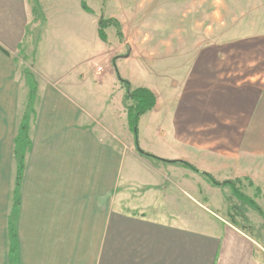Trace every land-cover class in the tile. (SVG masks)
Masks as SVG:
<instances>
[{
  "label": "crops",
  "instance_id": "crops-1",
  "mask_svg": "<svg viewBox=\"0 0 264 264\" xmlns=\"http://www.w3.org/2000/svg\"><path fill=\"white\" fill-rule=\"evenodd\" d=\"M58 1L79 17L58 33L78 59L87 35L83 15L98 39L99 17L115 18L122 38L108 26L107 40L98 41L107 48L106 70L96 71L89 58L98 55L89 54L80 61L88 67L60 75L46 66L47 19L36 18L32 0H0V264H13L14 254L16 264H264L257 238L208 205L221 187L178 162L149 161L136 149L115 67L138 60L143 74L156 76L135 85L123 78L156 96L150 116L138 121L141 150L157 155L141 143L142 131L153 132L171 140L166 160L188 161L220 181L261 177L264 63L257 62L260 55L244 60V41L252 37L244 39L238 28L264 26L244 18L262 1L105 0L102 14L85 11L82 0ZM38 2L45 11L44 0ZM136 37L147 47L145 59H155L152 67L135 57ZM261 40L251 48L263 56ZM126 45L131 51L124 53ZM165 75L173 76L170 83ZM93 91L105 96L100 108L87 99ZM34 109L33 144L18 179L15 138Z\"/></svg>",
  "mask_w": 264,
  "mask_h": 264
},
{
  "label": "rangeland",
  "instance_id": "rangeland-1",
  "mask_svg": "<svg viewBox=\"0 0 264 264\" xmlns=\"http://www.w3.org/2000/svg\"><path fill=\"white\" fill-rule=\"evenodd\" d=\"M86 1L89 4L88 6L96 10V12H100V7L102 6V4L103 6L105 4V0L104 2H102V0H86ZM261 1H262L261 4L258 5L259 10L257 12H246L245 13V17H244L245 22H248V19L249 21H251V19H255V20L260 19V20H263L262 22H264V0H261ZM39 6H40L41 11L44 12L42 13L44 14L43 16H45L44 19H47V32L45 34L46 35L45 37L47 38V43L43 42L41 44V49L45 51L46 47L47 48L51 47V52L47 54L48 56L45 59L46 66L48 68H51L54 71H59L60 75L68 73V71L72 67L77 66L78 69L80 70L82 69L83 66L88 67L87 64H83L80 61L82 59H87L88 55L91 54V56L98 55L96 59L95 57L89 58L90 65L93 68H95L96 71L98 72L103 71L101 70L102 67L105 70L107 69L108 66L105 60H106V55H108V52L104 51V50H107V48L101 49V48H98L100 46L98 47L96 46V45H99L98 41L100 39H98L96 34L92 33L90 24L89 22H87L85 15H83V30L87 31V35H85L84 42H83L82 58L78 59L77 56L79 55V52L78 51L72 52L69 46H63L61 42L62 37L58 35V33L62 32V30H67L70 27L73 28V26L69 25L70 23H68L70 20H72L73 22H75V20H79V17L76 18L74 10H70L69 8H64L63 6L59 4L58 0H44V7L46 9L45 11L42 5L39 4ZM100 13L102 14L103 11H101ZM38 17L39 16L36 15V18ZM90 19L91 17H88V20ZM130 29L132 31V34H134L133 28L131 27ZM151 30L152 29L147 28L148 32H150ZM238 30L239 31L242 30L241 34L244 36V39L252 37V39H248L247 41H244V46L247 48V51L243 54L244 60L246 57L255 58V57H259L260 55V59L257 62L259 64L264 63V59H262L264 55L262 56V53H260L261 51L252 52L253 49L251 48L252 43H256L258 36H259L260 38H262L260 42V46L262 47V52H264V26L263 27L262 26L251 27V26L244 25L238 28ZM35 34L37 35V32H35ZM167 34H169L168 31H167ZM237 34H239V32H237ZM230 35H234V33L228 34L225 36L227 38H232ZM109 39L111 42H114V40L117 39L115 30H114V33L112 34L109 33ZM134 41L135 43L133 44L132 49H134L133 51L135 52V57H139L138 59L141 60V62L147 65L148 67H152L153 64L152 65L150 64L154 62L155 59L153 58H151V60L145 59L147 58L146 51H148L146 50L147 47L144 46L145 43L141 42V40H139L137 37H136V40ZM100 42L102 41L100 40ZM227 49L235 50L234 45H231L230 43L227 44ZM112 50H114V48H112ZM121 51H123L124 53H127V52H130L131 50L128 47V45H126L125 47L121 49ZM117 52L119 51L117 50L115 54H118ZM138 52L143 53V54L139 56L137 54ZM52 54L54 55L53 59L51 57ZM72 59H75L73 60L75 62L71 61ZM137 63H139L138 60H132L129 62L128 61L120 62L118 65L115 62V67H117L118 73H119V76L117 77L126 78L129 81H133L134 85L137 84V82L139 84L147 82V81L154 82V79L156 78V76L147 75L148 73L143 74L141 69L138 67ZM29 64L30 66L29 67L27 66L28 68L27 67L25 68V72L29 71L31 73L32 67H31L30 60H29V63H27V65ZM30 73L26 74V79H27L28 86L30 84V88H32L34 80H33V75ZM29 74L31 76H29ZM172 77H173L172 75H165L163 78V81L168 80V83H170V81L172 80ZM86 93L88 92L86 91ZM89 94L90 95L88 96L87 99L90 105L95 106V108L97 107L100 108L102 101L105 102V96H102V95L99 96L98 91H93L92 93L89 92ZM32 113L33 115H30V112H28L23 117L25 118L24 121L22 119L20 122V124L24 122L27 125V131H29V136H30V138H27L24 140H21V139L18 140V148H22V150H24L22 161L25 164H26V157L28 156V151L30 148H32L31 146L33 144V140L31 138L30 132H31L32 127L36 124L35 123L36 109L32 110ZM158 114H159L158 118H161L163 115H165V112L163 110V112L161 113L159 112ZM146 116L147 117L150 116V112L149 113L147 112ZM150 121L151 119L149 118V122ZM152 125H155V123H153ZM260 129L264 132V122L260 124ZM18 132H19V129H18ZM142 134H143V131L141 132V137H142L141 143H142V146H144L147 151L157 154L158 156L157 155L156 156L159 158L161 157L162 158L163 157L172 158L170 154L173 153V150L171 148L170 139H164L161 136L155 135L153 132H151V135L148 134L146 136H143ZM19 136L22 137L21 132L19 133ZM132 137H134L133 134H132ZM137 139H139V135H137ZM27 141L29 143H27ZM138 143H139V140H138ZM19 158L20 156L18 153V155H16L17 163L19 161ZM147 159L149 161H152V160L159 161L155 157L153 158L147 157ZM167 160H171V159H167ZM196 174L205 178L200 173H196ZM236 178L241 179V183L239 184L241 191L245 195L251 197L254 201H256L257 204H259V206L264 211V172L261 177L255 176L254 178H251L249 175H245L241 177H229L228 179H225V180H234ZM249 179L251 180L252 185L248 184ZM205 180L206 182H208L209 185L215 186L211 182H209L206 178ZM193 183L194 185L199 184L198 181H193ZM219 187H221L220 189L221 193H219V195L221 194V196H219L218 200H216L217 197L214 198V203H209V204L207 203L211 207L212 212H215L217 216L222 217L223 220L230 222L231 225H236V226L245 228L251 235H254L257 238V241L261 245H263V248H264V219L263 217L257 211H255L248 203H245L241 199L236 197L233 194L232 189L230 187L228 186H219ZM257 187L259 188V190L256 189ZM119 189L120 190L122 189V180L120 182ZM180 189H183V187L179 186L178 190ZM181 193L183 192L181 191ZM203 195H204L203 193L201 195H196V198L199 197V199H201ZM158 196L160 195L158 194L156 196V201H158V198H157ZM14 263L16 264L15 254L13 258V264Z\"/></svg>",
  "mask_w": 264,
  "mask_h": 264
},
{
  "label": "trees",
  "instance_id": "trees-1",
  "mask_svg": "<svg viewBox=\"0 0 264 264\" xmlns=\"http://www.w3.org/2000/svg\"><path fill=\"white\" fill-rule=\"evenodd\" d=\"M33 4H32V12L34 13V15H38L41 16L42 19H44V16L42 14V11L40 9L39 6V2L38 0H32ZM82 7L85 11L93 13L92 9L87 5L86 0H82ZM108 26H114L116 28V32L118 34V36L120 38H122V28L120 23L115 19V18H104L103 15H101L99 17L98 20V35L100 37V39L102 41H106L107 40V34H106V28ZM26 74L30 73L25 72ZM31 74V73H30ZM29 74V76H31ZM119 76V75H118ZM121 85L124 87L125 89V93H124V98H123V105L125 107L126 110V116H127V121H128V126L129 129L131 130L133 136H134V140H135V145H136V149L147 156L150 157H155L157 159H161L163 161H167V162H178L180 164H182L184 167L189 168L190 170L196 172V173H200L202 174L209 182H211L213 185L215 186H228L232 189L233 194L238 197L239 199H241L243 202L248 203L255 211H257L264 219V211L262 210V208L259 206V204H257L256 201H254L251 197L245 195L241 189H240V183H241V179L240 178H236L234 180H223V181H219L218 179H216L210 172L207 171H202L199 170L194 164L185 161V160H166L163 158H159L153 154L144 152L143 150H141L139 148V144H138V139H137V133H138V121L141 115H143L144 113L152 110L156 104V96L154 94V92L147 88V87H132L130 82L126 79L123 78H118ZM25 118H23L24 121ZM22 133V137L19 136V133ZM19 133L15 138V151H17L19 153V161H18V171H17V177L18 179H21V175H22V169H23V161H22V157H23V151L22 148H18V140H24L27 139V125L22 122L19 126ZM27 143H29L27 141ZM18 153H16L18 155ZM248 184L252 185L251 180H248ZM256 189L259 190V188L257 187ZM10 252L13 254L16 252V248L15 245H13V248H10Z\"/></svg>",
  "mask_w": 264,
  "mask_h": 264
}]
</instances>
